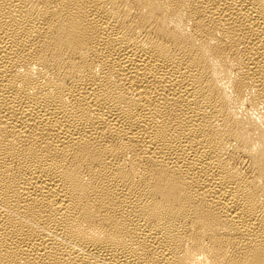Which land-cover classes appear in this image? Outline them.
Segmentation results:
<instances>
[{
  "label": "bare ground",
  "instance_id": "6f19581e",
  "mask_svg": "<svg viewBox=\"0 0 264 264\" xmlns=\"http://www.w3.org/2000/svg\"><path fill=\"white\" fill-rule=\"evenodd\" d=\"M0 264H264V0H0Z\"/></svg>",
  "mask_w": 264,
  "mask_h": 264
}]
</instances>
